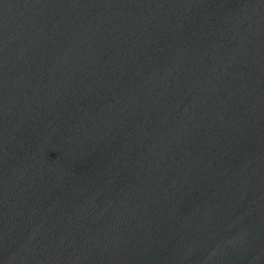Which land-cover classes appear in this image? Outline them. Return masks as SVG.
Segmentation results:
<instances>
[{
    "label": "water",
    "instance_id": "1",
    "mask_svg": "<svg viewBox=\"0 0 264 264\" xmlns=\"http://www.w3.org/2000/svg\"><path fill=\"white\" fill-rule=\"evenodd\" d=\"M0 264H264V0H0Z\"/></svg>",
    "mask_w": 264,
    "mask_h": 264
}]
</instances>
